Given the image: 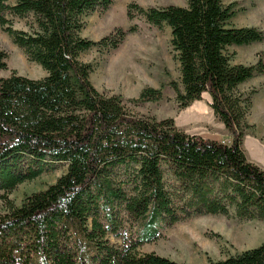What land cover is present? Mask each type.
<instances>
[{
  "label": "trees",
  "instance_id": "16d2710c",
  "mask_svg": "<svg viewBox=\"0 0 264 264\" xmlns=\"http://www.w3.org/2000/svg\"><path fill=\"white\" fill-rule=\"evenodd\" d=\"M224 2L145 10L132 4L127 17L136 12L151 26L169 28L181 88L174 81L168 86L178 109L209 95L229 145L125 107L159 102L161 89L144 87L125 101L93 87V66L80 56L115 51L136 31L115 29L98 41L81 36L85 17L108 10L112 0H0V27L46 72L39 80L15 71L0 78V264H179L139 249L156 242L162 227L196 215L264 222V170L242 149L245 130L252 129L251 100L238 92L264 76L263 55L242 65L229 52L262 43L264 31L232 27L238 4ZM13 18L26 20L27 30L14 29ZM7 58L0 49V71ZM60 163L66 173L45 190L20 206L8 198ZM209 264H264V243Z\"/></svg>",
  "mask_w": 264,
  "mask_h": 264
},
{
  "label": "rangeland",
  "instance_id": "374dc122",
  "mask_svg": "<svg viewBox=\"0 0 264 264\" xmlns=\"http://www.w3.org/2000/svg\"><path fill=\"white\" fill-rule=\"evenodd\" d=\"M236 2L237 15L231 26L254 27L264 31V0H225V4ZM136 4L144 10L149 7L163 8L169 5L185 7L187 0H112L106 11H98L85 17V28L81 36L98 41L115 29L136 31L129 33L123 44L115 51L101 54L91 49L80 56V61L90 63L93 71L90 81L93 87L106 95H119L125 101L137 98L144 87L161 89L162 99L155 103L134 106L125 102L131 113L156 118H172L176 128L188 135H196L229 145L228 132L210 108L211 99L204 94L200 101L179 110L174 93L168 84L172 81L180 85V67L177 55L171 46L168 27L158 29L146 23L136 12L129 20L127 9ZM13 28L27 30L26 20L12 19ZM0 49L7 53V69L0 71V78H8L12 71L27 79L39 80L46 72L28 60L13 39L0 27ZM233 63L254 65L259 53L264 60V41L248 46L232 47ZM238 92L250 97L251 108L246 115L252 129H246L242 139V149L248 160L260 168L264 164V76H257L238 87ZM258 163V164H257ZM261 165V166H260ZM263 169V168H262ZM67 171V164L55 165V169L37 179L19 185L8 198L15 206H20L26 196L45 190ZM166 184L170 178L165 176ZM175 206L180 204L174 199ZM5 212L0 201V214ZM127 235L133 226L126 225ZM110 241L120 242L114 238ZM264 243V222L260 220H240L232 213L222 215H196L188 219L164 226L154 243L140 247V253H154L179 264H209L236 256Z\"/></svg>",
  "mask_w": 264,
  "mask_h": 264
},
{
  "label": "crops",
  "instance_id": "0c3cea01",
  "mask_svg": "<svg viewBox=\"0 0 264 264\" xmlns=\"http://www.w3.org/2000/svg\"><path fill=\"white\" fill-rule=\"evenodd\" d=\"M228 141H229V140H228ZM247 158H248V157H247ZM257 164H258V163H257ZM260 166H261V165H260ZM261 167H262V168H263V170H264V164H263V166H261ZM262 168H261V169H262Z\"/></svg>",
  "mask_w": 264,
  "mask_h": 264
}]
</instances>
